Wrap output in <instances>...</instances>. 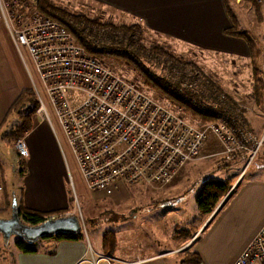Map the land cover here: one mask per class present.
I'll return each instance as SVG.
<instances>
[{
	"label": "rangeland",
	"instance_id": "1",
	"mask_svg": "<svg viewBox=\"0 0 264 264\" xmlns=\"http://www.w3.org/2000/svg\"><path fill=\"white\" fill-rule=\"evenodd\" d=\"M51 1L56 5L65 6L70 12L80 14L88 19L114 22V24L135 25L133 20H126L125 23H122L113 16L107 18L102 12L99 13L102 16H98L95 13L96 11L89 13L86 7L77 5L80 2L77 0H70L71 2L64 0ZM64 2L69 4H64ZM255 4L263 16L260 23L256 22L255 12L248 3L236 0L234 4L230 5V9L235 16L238 28L249 33L257 41L261 49V59L258 67L261 74H264V8L257 3ZM87 8L95 7L89 5ZM4 35V32L0 31V68L4 69L6 75L5 78L1 79L3 87L0 90V173L6 191L13 193L16 198H21L28 192L26 177L19 174L20 167L18 162H15L12 147L1 139V136L6 134L17 122L15 115L7 113V111L19 91L23 89L31 90L44 103L45 100L42 86L26 52L20 47H18V52L14 49H11V52L5 47L6 35ZM153 38L152 34L150 35L148 31L142 29L141 42L143 44L155 43L164 50L172 52ZM175 54L196 68L198 74L196 80H201L202 84L205 85L209 82L219 90L220 93L217 94L220 96L218 97L216 94L215 102L221 103L220 106L224 112L223 118L228 123H230V120H237V124L233 127H240L241 120L239 119L241 116L238 115V112L248 111V108L243 109L242 106L239 108L237 106L238 103L244 104L246 102V61L244 63L243 60L238 59L233 62L228 57L210 52L200 54L197 49L191 51L188 56L179 55L180 53ZM98 59L117 75L125 80L135 81L140 86L137 73L122 60L115 57ZM144 64L146 68L157 75L166 74L161 62L146 61ZM235 71L237 73L234 75ZM206 86H209V84ZM179 87L194 90L195 84L181 83ZM199 88L208 94V88L199 86L196 90ZM142 90L148 97L165 106H170V103L163 100L154 91L145 88ZM224 98L233 102L235 110L228 107V103H225ZM67 99L75 103L79 99V95L69 94ZM206 100L211 102L210 98L206 97L203 99L202 105L209 104ZM46 109L51 123L49 128H51L63 168L65 187L69 194L68 197L72 198V202L68 203L69 210L71 215L79 220L81 234L88 249V257L96 258V251L100 250V235L102 232L108 231L113 233L116 238L113 257H130L134 254L143 255L151 252L158 253L173 250V254L164 259L163 264H179L184 249L191 245L189 250L196 252L200 260L202 258L203 264H230L242 242L251 236L255 229L264 222V131L259 138V134L256 135V139L259 140L258 144L247 127H240L244 130L243 132L250 134V141L243 142L236 133L234 137L239 140L245 150L243 153L235 154L231 160H226L225 155L222 154L221 144L214 135L207 131L204 148V150H207L201 153V156H204L187 163L185 168L183 167L165 186L118 183L115 188L106 193L101 191L91 192L86 188L78 172L54 117L47 106ZM182 118L187 125L199 130L204 127L206 130L209 125L221 122L216 120L203 124V121L201 122L197 117L184 115L183 112ZM33 123L34 125L37 123L36 117H33ZM27 142L28 138L25 140L26 145ZM249 142L250 144H248ZM46 167L48 171L53 167L52 163H47ZM204 179H228V181H231L229 189L231 196L227 200L221 199L222 201L206 217L203 224H193L198 230L189 241L172 240L176 225L188 226L196 218L194 197ZM218 207V211L211 217ZM2 217L8 218L9 214L7 213ZM52 218L55 217L45 220ZM208 218L210 221L205 228L204 225L208 222ZM203 227L204 230L201 231ZM13 241L14 238L11 237L6 248H4L0 237L1 256L5 252L11 253L14 250ZM42 242V240L38 241L34 247L41 249L44 244Z\"/></svg>",
	"mask_w": 264,
	"mask_h": 264
},
{
	"label": "built area",
	"instance_id": "2",
	"mask_svg": "<svg viewBox=\"0 0 264 264\" xmlns=\"http://www.w3.org/2000/svg\"><path fill=\"white\" fill-rule=\"evenodd\" d=\"M254 1L264 8V0ZM34 3L0 0V26L17 52L24 49L42 86L45 103L34 94V117L51 127L48 107L89 191L106 193L118 183L165 186L187 163L201 158L207 131L226 160L243 153L234 136L247 142L249 133L222 121L206 130L190 127L179 107L161 104L135 81L111 71L61 25L38 15ZM69 94H78L77 102H70ZM12 148L17 158L27 159L22 139ZM3 204L0 178V209ZM231 264H264V222Z\"/></svg>",
	"mask_w": 264,
	"mask_h": 264
},
{
	"label": "trees",
	"instance_id": "3",
	"mask_svg": "<svg viewBox=\"0 0 264 264\" xmlns=\"http://www.w3.org/2000/svg\"><path fill=\"white\" fill-rule=\"evenodd\" d=\"M230 26L223 31V34L230 38L241 40L247 47L249 57V67L252 73L251 94L255 100L262 97L263 84L260 79L259 62L261 59V49L257 42L249 33L238 28L235 16L230 9V5L236 0H222ZM248 3L253 12H255L256 22H261L262 14L253 0H239ZM34 9L36 13L42 17L51 19L61 25L72 37L73 41L84 48L86 53L96 56L97 58L115 57L122 60L130 66L138 75L141 89L145 88L154 91L168 103L178 106L184 115L195 116L203 124L216 120L226 122L229 126L237 124V120H230L228 123L223 118L224 112L221 103L215 102V96L220 93L211 83L209 86L202 84L201 80H196L198 76L196 68L185 62L182 57L177 56L173 52L164 50L155 43L143 44L141 42L142 29L138 25H123L114 22H100L97 19H88L80 14L70 12L67 7L56 5L51 0H35ZM264 27V24H263ZM156 61L161 62L166 74L157 75L145 66V62ZM196 73V74H195ZM181 83L195 84V89H181ZM202 86L208 88V94L201 91L197 87ZM212 91V92H211ZM219 97L220 95L217 94ZM210 98L209 104H204L203 99ZM222 99V96H221ZM228 107L235 110V105L229 99L224 98ZM215 105H214V104ZM37 108L35 95L31 90H20L14 101L10 104L7 113H13L16 117V124L10 130L1 136V139L12 147V145L29 133L33 127V117ZM240 112L238 115L240 116ZM241 120V118L239 119ZM238 120V121H239ZM241 125V123H239ZM239 125V126H240ZM242 127V126H240ZM19 165V174L24 175V160L17 159ZM231 181L228 179H204L195 194L194 202L196 206V218L188 226L176 225L175 234L172 235L174 241H189L198 228L195 225H201L213 210L223 200L229 199ZM4 189V205L0 209V217L10 214L12 193H8L3 183ZM8 193V194H7ZM15 198L16 213L21 223L28 226H35L42 223L49 217H58L68 212V210L56 211L50 213L38 212L34 209L26 208L19 198ZM72 199V198H71ZM69 198V202L72 201ZM222 205V203H221ZM220 205V206H221ZM219 206V207H220ZM219 207L214 211L211 217L215 215ZM3 218V217H2ZM0 218V219H2ZM210 219L204 227L206 228ZM195 224V225H193ZM204 227L201 231L204 230ZM200 231V232H201ZM54 242H80L83 241L81 233L74 235H56L50 239ZM196 240V239H195ZM194 240V242H195ZM14 249L18 253L33 254L37 250L35 244L29 245L18 239L13 241ZM191 246V245H190ZM188 246L181 255L179 264H203L197 253L190 251ZM116 247V238L113 233L104 231L100 235V248L103 256L111 258L114 255Z\"/></svg>",
	"mask_w": 264,
	"mask_h": 264
},
{
	"label": "crops",
	"instance_id": "4",
	"mask_svg": "<svg viewBox=\"0 0 264 264\" xmlns=\"http://www.w3.org/2000/svg\"><path fill=\"white\" fill-rule=\"evenodd\" d=\"M64 1L71 2L72 0ZM77 1H80L77 5L86 7L89 13L96 11L95 13L99 16V13L102 12L107 18L113 16L122 23H125L126 20H133L135 25L148 31L150 35L154 36L155 41L165 45L173 53L188 56L191 51L197 49L200 54L210 52L228 57L233 62L238 59L243 60L244 63L246 61V102L244 104L238 103L237 106L238 108L242 106L243 109L248 108V111L241 113L240 123L242 127L245 126L252 132L255 139L258 134V138L260 135L262 136L264 131V88H262L261 99L255 100L251 94L253 83L247 48L241 40L223 34V31L230 26V21L222 0ZM64 4L69 3L64 2ZM89 5H93L95 8H87ZM1 28L0 31L6 35H4L6 38L5 47L17 52L4 29ZM1 47L4 50L2 45ZM236 73L235 71L234 75ZM0 77H6L3 68H0ZM260 79L263 84L264 74L261 72ZM27 138L28 157L24 160V176L26 177L28 192L20 198L22 204L26 208L42 213L68 210L63 215H71L68 203L72 201L69 202L71 197H68L69 194L65 187L63 168L51 128L37 120L35 125L33 123L32 130L23 137L24 143ZM14 155L16 162L18 158L15 152ZM47 163H52L53 166L48 171ZM0 178H2L1 173ZM12 197L14 198V195ZM258 228L242 242L231 263L255 235ZM42 241L44 243L42 248L36 249L37 252L33 254L18 253L15 249L11 253L5 252V255H0V264H92L93 262H97V264H163L164 259L173 254V250H170L143 255L134 254L130 257L112 256L108 258L102 255L100 248L96 251V258H93L88 257V249L84 240L80 242Z\"/></svg>",
	"mask_w": 264,
	"mask_h": 264
},
{
	"label": "water",
	"instance_id": "5",
	"mask_svg": "<svg viewBox=\"0 0 264 264\" xmlns=\"http://www.w3.org/2000/svg\"><path fill=\"white\" fill-rule=\"evenodd\" d=\"M79 233H81L79 220L73 215H61L45 220L35 226L21 223L16 213V203L13 197L11 198L9 217L0 219V237L4 248H6L11 237L33 245L40 240L50 239L56 235H74Z\"/></svg>",
	"mask_w": 264,
	"mask_h": 264
}]
</instances>
